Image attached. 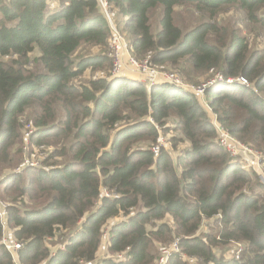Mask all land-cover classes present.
<instances>
[{
	"label": "trees",
	"instance_id": "16d2710c",
	"mask_svg": "<svg viewBox=\"0 0 264 264\" xmlns=\"http://www.w3.org/2000/svg\"><path fill=\"white\" fill-rule=\"evenodd\" d=\"M185 4L210 20L235 6L264 31V0H106L135 59L149 56L151 67H178L183 76L186 63L195 84L207 73L246 79L249 88L217 84L205 98L232 138L264 151V50L250 51L244 37L213 22L182 32L173 13ZM157 7L159 28L152 32L148 14ZM110 37L97 0H0V167L11 162L28 112V144L53 145L61 158L51 170L2 176L0 241L22 248L13 259L0 242V264H154L175 239L180 252L167 264H189L181 255L200 264H264V186L257 175L218 146L193 94L108 78ZM88 47L99 50L76 57ZM88 71L102 75L78 84ZM160 133L169 149L154 157L149 145ZM121 217L109 227L108 256L97 259L103 229ZM59 235L66 242L58 243ZM230 242L244 245L239 260L217 253ZM119 254L127 258L117 261Z\"/></svg>",
	"mask_w": 264,
	"mask_h": 264
},
{
	"label": "rangeland",
	"instance_id": "374dc122",
	"mask_svg": "<svg viewBox=\"0 0 264 264\" xmlns=\"http://www.w3.org/2000/svg\"><path fill=\"white\" fill-rule=\"evenodd\" d=\"M148 16H149L150 26H151L152 32L157 31L159 28V22H160V17H161L160 7H157L155 9L149 11ZM110 18H111V16H110ZM173 20H174V25L176 27H178L182 32H186V31L194 28L195 26H197L199 24L213 22L214 24L218 25L219 27H225L227 35L231 34V32H233V31H235L236 34H238L241 37H244L249 43L250 51L264 50V31L262 29H260L257 25L250 24L248 22V20L246 19V16L243 14V11H241L240 9H238L235 6L225 7L224 10L220 11L216 15L215 18L210 20V18L207 14L198 12L194 8V6L189 5V4L180 5V6H177L174 8ZM111 21H112V19H111ZM117 31L122 35L125 43H126V41L127 42L129 41V34L128 33H125V32L121 33L122 31L120 32L118 29H117ZM218 39L222 40L224 38H222L221 36H218ZM110 44H111V42L108 43V47L105 50V53L107 54V57L110 59V62H111L110 69L108 70V78L112 77L111 75H112V70H113V61H112V58L109 57ZM127 47H128V44H127ZM98 50H99V48H96V47H88L87 49L83 48L81 51L77 52L76 57L79 58L83 55L84 56L94 55L96 53V51H98ZM129 53H130V51H129ZM130 55H131V53H130ZM131 57L137 62H142L143 60H146V59H148V61L150 60L149 56H147L144 59L142 58L139 60L135 59L132 55H131ZM148 65L151 67L150 64H148ZM181 67H183V69L186 70V74L184 75L185 77L182 75V73H180L178 67L168 66L167 69L164 68L162 70H159L155 67H153V68L156 69L157 71L161 72V73H170V74L178 75L177 77L179 79H181L182 83L186 87L189 88L188 93H194L196 95V99L199 101V103L203 107H205L206 105H208V102L205 98V94L200 95L197 93L198 88L203 87L208 81L213 79L215 74L212 73L211 75H209V73H207V76L204 79H201V76L195 77L194 80H196L198 82L197 84H195V83L190 82V81L188 82L189 77L193 75V74L189 73L188 65L186 63H183ZM107 68H108V66H107ZM101 75L102 74L93 73L91 71H88L87 73H85L84 75H82L78 79V84H86L93 77H97V76H101ZM135 76L138 79L142 78V76L140 74H135ZM117 78H120V77H117ZM207 112H208V115L210 118V122L212 124L214 122L215 127H218L216 120H215L216 117H214V114L212 113V111L210 110ZM29 113H31V112L26 113L20 119V121L23 124V128L21 129V134H22L21 142H19V144L15 145L12 148V150L10 151L11 162L8 164H5V165H1V167H0V180L2 179L3 175H11V173H14L17 175H22L25 171L30 170V168H28V169L23 170L19 173L17 172L18 166H25L27 163L30 166H32L34 164L36 167H41L42 166L41 161H44L47 158H48V160H46L45 162L53 165V169L55 167H58V164L55 165L54 162L60 161L61 158H59L58 156H54L55 147L53 145H45L44 147L34 149L32 146V143L28 144L27 142H24L27 139V135L25 133L29 129L27 126L28 121H30L29 116H28ZM169 125H171V122H169ZM160 136L162 137L160 139L164 140V143H165V146L161 147V149L168 151L169 142L167 141V138L164 137L161 133H160ZM23 139H24V141H23ZM160 139H158V142ZM156 144H154V145H156ZM142 145L146 146L145 144H142ZM154 145H149V147H152ZM184 145H186V144H184ZM230 145H237V144L233 140V143H230ZM246 147H247V149H251L253 151L258 152V154L261 158L260 163H257L255 161V156H252V157L248 156L247 161L250 165L254 164L256 166L255 169H253L250 166L249 167L252 168L253 172L257 175V178L260 181L259 183H261V182L264 183V180L260 176V175L264 176V151L256 150L254 148H251L250 146H246ZM50 157L54 158V159L49 160ZM228 157H230L231 159H234V160H239L241 162V167L244 170H247V171L251 170V169L246 167L245 163L243 162L244 160L241 156L240 157H232L231 155L229 156V154H228ZM9 168H12V169H9ZM44 168H50V167H44ZM35 170H38V169H35ZM98 205H99V202H97V204L95 203L94 209H96V207ZM4 215L5 214L2 213L3 217H4ZM122 220L125 221L126 219H124V217H121L119 219L110 220L109 223L103 229L104 231H103V235H102V246L100 249V256L102 258H106L108 256L107 255V246L105 245V243L107 242L106 239H107L109 227L111 226V224L121 222ZM202 229H203L202 230L203 232H206L208 228L202 227ZM66 239L67 238H64V237L62 238V236L59 235V237L57 238V241H58V243H64V242H66ZM232 243H239V242H230L228 245L221 246L220 248H217V253L220 256L225 254L224 255L225 257H229L230 252H232V250H234V248H236V246H233ZM239 244H241V243H239ZM241 247H242L243 251H241L239 253L240 256L243 254V252L245 250L244 245L241 244ZM161 250L162 249L158 250V254H156L157 255L156 260L159 257V253ZM181 257H182V255H181ZM126 258H127L126 255L123 254L122 260H125ZM185 258L188 259L189 264H200V262H197L195 260H190L187 257H185Z\"/></svg>",
	"mask_w": 264,
	"mask_h": 264
},
{
	"label": "built area",
	"instance_id": "2783aa9c",
	"mask_svg": "<svg viewBox=\"0 0 264 264\" xmlns=\"http://www.w3.org/2000/svg\"><path fill=\"white\" fill-rule=\"evenodd\" d=\"M107 22L111 30V37L108 43L111 42L110 44V54L109 57L112 58L113 61V70H112V77L113 78H127L132 81H138L144 84L146 87L150 88L152 86H160V85H169L172 86L178 90L188 92L189 88L186 87L181 79H179L177 76L174 74L170 73H161L154 69L153 67H150L148 59L143 60L142 62H137L135 61L128 50L127 44L125 43L122 35L117 31V28L115 27L114 23L111 21L109 11L107 9L106 5V0H97ZM135 74H140L142 76L141 79H138ZM217 84H227L228 86L231 85H237L245 88H249L250 84L246 79L243 77H236V78H227L224 79L222 76L215 75L213 79L208 81L203 87L198 88V94H205V92L211 88H213ZM193 94L195 97L196 95ZM207 111H210V108L208 105L204 107ZM214 117H216L214 115ZM216 120V119H215ZM217 123V121H216ZM212 124V123H211ZM218 125V123H217ZM28 130L26 131L27 139L25 142L28 143V139L30 135L32 134V127L30 123H27ZM212 127L214 128V131L216 132V138H217V144L218 146L227 152L229 156L231 155L232 157H242L243 162L245 163L246 167L251 169H255L256 166L254 164H249L247 161V157H252L255 156V161L257 163L261 162V158L258 154L257 151H253L251 149H247V145H243V143H239L238 140L232 138L229 133L220 125L218 127H215V123L213 122ZM233 140L237 145H230V143H233ZM165 143L164 140L160 139L159 142L152 146L150 148V151L153 153V156L156 157L159 153V150L161 147H164ZM46 160V159H45ZM44 160V161H45ZM44 161H41V167H36L34 164L30 166L28 163L25 166H19L17 167V172H21L23 170H26L28 168L30 169H38V170H51L53 167L47 166L44 164ZM252 168H250V167ZM44 167H50V168H44ZM253 171V170H252ZM261 178L264 180V176L260 175ZM260 182V181H259ZM262 183V182H261ZM260 183V184H261ZM264 185V183H262ZM261 184V185H262ZM108 197L109 195L107 193H103L102 197ZM5 203L0 201V221L2 222V219L4 218L2 216V213L5 214ZM1 244L4 246L6 251L11 255L13 259L16 257V253L22 248V245L20 243L16 242H10L8 241L5 237L2 238L0 241ZM179 241L178 239H175L168 247L162 248V250L159 253V257L157 260H155V264H167L170 256L172 254H176L180 252L179 250ZM233 246H236L232 252H230L229 257L234 258L235 260L240 259L239 253L242 250L241 244L239 243H232ZM64 245L60 246V249H63ZM223 254L222 256H224ZM123 257V254H119L116 256L117 261H121ZM186 256H182L184 260H188L185 258ZM225 257V256H224ZM226 258V257H225ZM99 260H103L105 258H97ZM115 259V258H114ZM115 259V260H116ZM95 263V261H94ZM17 264V263H16ZM80 264H90L87 262H80ZM92 264V263H91Z\"/></svg>",
	"mask_w": 264,
	"mask_h": 264
}]
</instances>
